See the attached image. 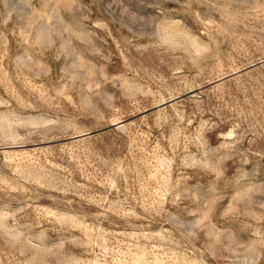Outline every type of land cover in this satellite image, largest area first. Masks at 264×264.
<instances>
[{
    "label": "rangeland",
    "instance_id": "1",
    "mask_svg": "<svg viewBox=\"0 0 264 264\" xmlns=\"http://www.w3.org/2000/svg\"><path fill=\"white\" fill-rule=\"evenodd\" d=\"M0 264H264V0H0Z\"/></svg>",
    "mask_w": 264,
    "mask_h": 264
}]
</instances>
